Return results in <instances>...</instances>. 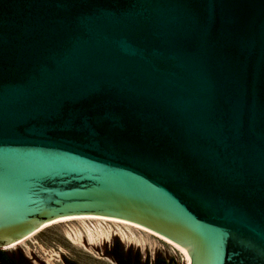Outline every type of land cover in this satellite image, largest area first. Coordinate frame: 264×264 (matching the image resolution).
I'll return each mask as SVG.
<instances>
[{
    "label": "water",
    "instance_id": "obj_1",
    "mask_svg": "<svg viewBox=\"0 0 264 264\" xmlns=\"http://www.w3.org/2000/svg\"><path fill=\"white\" fill-rule=\"evenodd\" d=\"M74 216L264 264V0H0V250Z\"/></svg>",
    "mask_w": 264,
    "mask_h": 264
},
{
    "label": "rangeland",
    "instance_id": "obj_2",
    "mask_svg": "<svg viewBox=\"0 0 264 264\" xmlns=\"http://www.w3.org/2000/svg\"><path fill=\"white\" fill-rule=\"evenodd\" d=\"M102 223L103 228H109L117 235H112L109 240L95 239L93 243L88 244L86 238L84 244H79L70 240L66 232L80 230L83 232L84 224L80 221L66 222L52 225L45 228L29 241L16 247L11 251H20L32 264H68L74 262L76 264H114L103 253V249L112 242V239H117L122 246H128L136 250L142 256L150 258L157 252L165 253L166 256L176 260L177 264H186V261L179 252L156 238L148 236L144 233L132 230L133 237L123 239L118 235V229L113 223ZM86 225L91 228L97 226L96 221L88 220ZM121 230L130 236V232L120 226ZM99 240V241H98Z\"/></svg>",
    "mask_w": 264,
    "mask_h": 264
},
{
    "label": "bare ground",
    "instance_id": "obj_3",
    "mask_svg": "<svg viewBox=\"0 0 264 264\" xmlns=\"http://www.w3.org/2000/svg\"><path fill=\"white\" fill-rule=\"evenodd\" d=\"M88 220H93L96 221V223L98 224L97 226H94L93 228H91L89 225H86V221ZM74 221H80L81 223H83L84 225V229L83 232L80 230H75L72 233L71 232H66L67 237L72 240L73 242L84 244L85 242V238L87 240L88 244L93 243V241H95V239H102V240H109V238L112 235H117L116 232H112V230L109 228H103L101 225V222H104L106 224L109 223H113L117 229H118V235H120V237H122L123 239H130L131 237H133L132 230H135L137 232H141L144 233L148 236H151L153 238L158 239L159 241L163 242L164 244H167L169 246H171L173 248V250L177 251L180 253V255L183 257V259L187 262V256L182 253L179 249H177L174 245H172L169 241H167L164 237L151 232L150 230H147L141 226H138L136 224L130 223V222H126V221H122V220H117V219H113V218H106V217H100V216H74V217H66V218H60L57 219L53 222H49V223H45L44 225H42L38 230H36L35 232H33L32 234H30L29 236H27L26 238L22 239L21 241H18L15 244L9 245L5 248H3V250H12L16 247H19L20 245H23L24 243H26L27 241H29L31 238H33L34 236H36L38 233H40L42 230H44L47 227H50L52 225H56V224H61V223H66V222H74ZM124 226L129 232H130V236H128L125 232H123L120 228V226ZM112 238V237H111ZM99 241V240H98Z\"/></svg>",
    "mask_w": 264,
    "mask_h": 264
},
{
    "label": "flooded vegetation",
    "instance_id": "obj_4",
    "mask_svg": "<svg viewBox=\"0 0 264 264\" xmlns=\"http://www.w3.org/2000/svg\"><path fill=\"white\" fill-rule=\"evenodd\" d=\"M117 239H112V242L103 249L105 256L114 264H177L176 260L167 257L165 253L157 252L154 256L147 258L142 256L136 250L128 246L118 245ZM68 264H76L69 262Z\"/></svg>",
    "mask_w": 264,
    "mask_h": 264
},
{
    "label": "trees",
    "instance_id": "obj_5",
    "mask_svg": "<svg viewBox=\"0 0 264 264\" xmlns=\"http://www.w3.org/2000/svg\"><path fill=\"white\" fill-rule=\"evenodd\" d=\"M0 264H32V263L18 250L11 252H8L7 250H0Z\"/></svg>",
    "mask_w": 264,
    "mask_h": 264
}]
</instances>
